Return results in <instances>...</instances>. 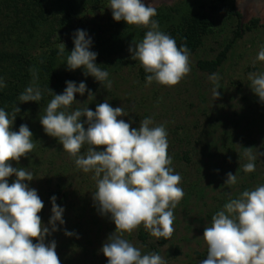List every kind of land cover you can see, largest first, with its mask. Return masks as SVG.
<instances>
[{
  "label": "rangeland",
  "instance_id": "1",
  "mask_svg": "<svg viewBox=\"0 0 264 264\" xmlns=\"http://www.w3.org/2000/svg\"><path fill=\"white\" fill-rule=\"evenodd\" d=\"M143 2L157 9L153 19L172 38L184 34L193 22H202L200 42L189 53L190 73L174 87L140 79L142 67L130 58L129 46L133 41L140 42L149 29L114 21L109 0H42L41 4L15 0V9H8V21L0 22L2 35L12 31L0 41V52L12 56L0 60V78L7 85L0 88V94L9 95L11 106L1 108L10 114L15 106L20 108L13 130L18 131L19 119L29 127L36 145L12 166L34 174L27 183L44 202L40 216L46 226L52 214L50 197L55 196L57 205L64 208L65 223H57L58 231L45 238V243L55 240L61 264H107L101 248L115 231L110 217L102 216L94 205L96 184L92 173L77 169L58 140L45 134L40 124L47 104L54 94L63 93L66 81L77 85L84 82L94 94L88 98L87 91L83 96L77 93V102L69 112L86 106L95 111L97 104L106 100L114 108L123 107L128 115L118 119L134 128L149 117L153 126L162 124L166 128L171 167L181 175L185 195L174 209V233L165 243H159L143 226L125 234L142 255L158 253L167 264H200L207 256L202 236L211 217L229 199L264 184V155H260L264 153V102L252 92L248 80L250 73L264 72V62L256 59L264 45L263 12L252 0ZM78 29L86 31L92 40L95 63L109 73L111 88L85 76L83 68L68 70L66 58L74 48L73 34ZM61 42L66 46L63 55L58 49ZM222 54L224 58L214 71L198 68V62H213ZM30 69L36 75L34 84ZM27 72L30 79L24 77ZM212 74H218L216 84L209 79ZM29 85L40 89L42 99L20 103L18 96ZM57 87L59 91L55 92ZM214 88L218 89V98L213 95ZM248 147L257 154L251 173L242 170L248 162L243 157ZM86 150L87 145L81 152ZM229 172L238 177L235 185H225ZM8 179L12 183L15 177ZM65 230L75 235L66 236Z\"/></svg>",
  "mask_w": 264,
  "mask_h": 264
},
{
  "label": "clouds",
  "instance_id": "2",
  "mask_svg": "<svg viewBox=\"0 0 264 264\" xmlns=\"http://www.w3.org/2000/svg\"><path fill=\"white\" fill-rule=\"evenodd\" d=\"M108 8L114 21L149 29L140 42L133 41L129 46L130 58L138 61L149 74L147 84L156 82L174 87L190 73L187 46H177L175 39L160 30L158 21L153 19L157 9L150 3L109 0ZM73 43L74 48L66 58L68 70L83 68L85 76L90 75L103 87L111 88L109 73L95 63L97 53L90 50L92 40L87 32L76 30ZM65 48L62 42L58 45L60 55ZM256 59L264 62V45ZM30 71H33L34 84L36 75L34 70ZM209 79L216 84L218 74L210 75ZM248 80L252 92L264 102V72L250 73ZM6 86L0 78V88ZM86 91L88 98L94 97L84 82L77 85L66 81L62 94L51 91L54 95L40 116V124L45 134L58 140L77 169L92 173L96 184V191L92 193L94 205L115 224V231L101 248L107 264H167L158 253L142 255L125 238V234L141 226L157 239L167 240L174 233V209L185 193L180 186L181 175L171 167L166 128L162 124L153 126L150 117L134 128L118 119L128 115L124 108H114L106 100L97 104L95 111L86 106L69 112L77 102L76 94L83 96ZM213 95L219 97L217 88L213 89ZM41 99L40 89L32 85L18 96L20 103ZM19 112L17 106L11 114L0 108V264H61L55 240L45 243V238L58 231L57 223H65L64 208L52 196V214L46 226L40 216L44 202L27 183L34 179V174L26 168L12 166L36 147L26 124H21L18 131L13 130ZM82 118L86 119L82 122ZM85 145L87 150L82 153ZM243 157L248 162L242 170L255 171L257 154L253 148H244ZM12 176L15 180L9 183L8 178ZM237 182L236 174L227 173L225 185ZM64 234L75 235L67 230ZM202 238L207 245V256L200 264H264V184L229 199L211 217Z\"/></svg>",
  "mask_w": 264,
  "mask_h": 264
},
{
  "label": "trees",
  "instance_id": "3",
  "mask_svg": "<svg viewBox=\"0 0 264 264\" xmlns=\"http://www.w3.org/2000/svg\"><path fill=\"white\" fill-rule=\"evenodd\" d=\"M14 1L15 0H0V22L1 21H5V20L8 21V19H7V15L9 13L8 9L11 10L12 7H14V9L16 7ZM23 1H25V0H23ZM30 1L35 2V3L40 1V4L42 2V0H30ZM11 13H13V12H11ZM13 14L11 15V17H9V19H12L14 17ZM23 26H24V24H23ZM202 27L203 26H202L201 20H197V21L193 22L192 25H190V27L184 32V34H177L176 38L175 37L173 38V39H175V41L177 43V46L186 45L188 50H189V53L192 52L197 47V45L200 42V34H202V31H203ZM11 34H12V31L3 32V35H2V33H0V35H1L0 41L5 39V37H7V36H9ZM5 55L0 52V60H2L3 58H7L8 59V58L12 57L11 55H8V54L6 55L7 57H5ZM223 58H224V54L220 55L213 62H198L197 66H198V68L200 70L207 71V72H212V71H214L216 69L217 66L220 65V63L222 62ZM26 75H28V78L30 79L31 73H29V72L24 73V77ZM147 75H149V74L145 73V71L142 68L140 70V79L141 80H146V76ZM56 81L59 84H62V81L60 79L59 80L56 79ZM56 91H59L58 87L55 89V92ZM8 96H9L8 94H6V95L3 94V93L0 94V97H1V99H0V108L3 107V108L9 109L11 107L10 103H8L10 101H7V97ZM3 102H4V104H3ZM16 124H17L16 130H19V127L22 124V122L18 119V120H16ZM49 203L52 204L51 203V197H50ZM167 240L164 239V238L158 239L159 243H165Z\"/></svg>",
  "mask_w": 264,
  "mask_h": 264
},
{
  "label": "bare ground",
  "instance_id": "4",
  "mask_svg": "<svg viewBox=\"0 0 264 264\" xmlns=\"http://www.w3.org/2000/svg\"><path fill=\"white\" fill-rule=\"evenodd\" d=\"M253 3L256 8L258 6L257 9H260L263 12V16H264V0H255L253 1Z\"/></svg>",
  "mask_w": 264,
  "mask_h": 264
},
{
  "label": "flooded vegetation",
  "instance_id": "5",
  "mask_svg": "<svg viewBox=\"0 0 264 264\" xmlns=\"http://www.w3.org/2000/svg\"><path fill=\"white\" fill-rule=\"evenodd\" d=\"M252 1H255V0H252ZM241 2L243 3V2H244V0H240V3H241Z\"/></svg>",
  "mask_w": 264,
  "mask_h": 264
}]
</instances>
